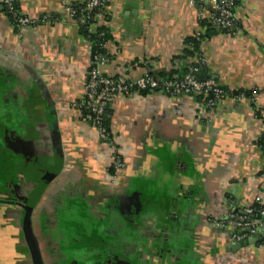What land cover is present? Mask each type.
<instances>
[{"label": "crops", "instance_id": "obj_1", "mask_svg": "<svg viewBox=\"0 0 264 264\" xmlns=\"http://www.w3.org/2000/svg\"><path fill=\"white\" fill-rule=\"evenodd\" d=\"M85 1L17 0L34 21L19 29L0 0V264H34L26 230L43 264H264V246L233 251L231 226L214 225L264 205V0L239 1L233 33L210 24L211 0L202 11L190 0L110 1L104 74L185 70L179 57L202 29L200 79L251 92L210 109L196 97L118 96V174L75 107L92 44L65 5Z\"/></svg>", "mask_w": 264, "mask_h": 264}, {"label": "built area", "instance_id": "obj_2", "mask_svg": "<svg viewBox=\"0 0 264 264\" xmlns=\"http://www.w3.org/2000/svg\"><path fill=\"white\" fill-rule=\"evenodd\" d=\"M111 0H87L83 13L88 15L76 18L77 10L74 9L73 4H66L65 10L69 17L76 23L78 27L85 26L89 23L90 17L94 11L91 30L95 31L101 22L108 20V9ZM240 0H211L212 6L208 13V20L210 24L227 33H233L237 29L236 6ZM17 0H3V4L7 16L12 21V25L19 29L31 26L34 21L30 18L24 17L16 12ZM208 0H190L191 5L198 4L200 10H206ZM92 18V17H91ZM201 18V16H200ZM107 22V21H106ZM203 36V30L200 29L195 35L196 40H200ZM95 62L104 64L107 62L106 58L102 56L94 57ZM190 60V67L185 77L175 85L171 82L160 81L156 79L151 73L147 72L143 76L131 78L128 75L108 76L104 74L99 67H94L89 70L84 88V98L77 103L80 112L86 111L82 116L83 121L87 123L92 129L96 130L98 137L103 144L108 145L112 151L109 167L115 170V173H120L126 168L125 158L116 149L112 136L107 132L103 126V118L105 113L110 108L113 101L118 96L130 97L139 94V90L151 89L156 91L154 93L162 94L168 97L187 96L196 97L203 96V106L206 109L213 108L218 101L226 98L225 92L221 86L212 79L199 80L197 77L201 73L205 59L201 56L192 58ZM93 62V63H95ZM212 96L211 98H209ZM255 96L252 101L256 100ZM263 141L262 149L264 151V132L261 137ZM118 176V175H117ZM264 181V172L260 176ZM117 185L116 176L111 180ZM259 201V200H258ZM260 216L264 219V205H260ZM255 209L248 207L243 217H235L228 214L219 221H214L215 227L222 225H229L232 228V241L239 243L251 238L259 237L264 229L263 223H254L250 221V217L254 214Z\"/></svg>", "mask_w": 264, "mask_h": 264}, {"label": "trees", "instance_id": "obj_3", "mask_svg": "<svg viewBox=\"0 0 264 264\" xmlns=\"http://www.w3.org/2000/svg\"><path fill=\"white\" fill-rule=\"evenodd\" d=\"M86 1L83 2V3L73 4L74 5V9L77 10L76 18L88 15L87 13H83L82 12V10L84 9V7L86 5ZM16 12L19 13L17 2H16ZM95 14H96V11H94L92 14H90L92 18L90 17V21H89V23L87 25L79 27L81 34L83 36H85L89 40V42L92 44V55H91L92 56V62H95L93 60L94 57H97V56H102L103 58L107 57L105 46L111 40V33H110V30L107 27L98 26V28L95 31L91 30V25L95 22V21H93V16H95ZM106 21H109V19L106 20ZM11 23H12V21H11ZM185 44H186L187 48L185 49L184 54L181 57H179V58L182 59V60H189L191 58H194L195 55L200 50L199 43L197 42V40H195L193 38H190V39H188L186 41ZM190 47L193 48L192 51H191V49H189ZM98 65H99V62L93 63L91 69L94 68V67H98ZM189 67H190V63H189V66L186 67V69L182 70V71L173 70V71L168 72V73H160V74H152V75L156 79H159L162 82L163 81L171 82L173 85H175L176 83L180 82L185 77V75L188 73ZM197 78L199 80L211 79V78L200 79L199 75H198ZM221 88L225 92L226 95H230V96H233V97H237V96H240V95L251 96V92H248V91H242L241 90V91L232 92L228 88H224V87H221ZM154 92H156V91H152L151 89L139 90V94L142 95V96L148 95V94H151V93H154ZM211 97L212 96H210L209 98H211ZM196 98L197 99H201V100L203 99V101H205V98L203 96H196ZM111 112L112 111L109 108L108 111L105 113L104 118H103V126H104V128L107 129V132L110 134V136H112ZM85 113H86V111H84V112L81 111L82 116ZM260 145H261V148H262V146H263L262 139L260 141ZM109 170H110L111 174L115 173V170L113 168H110ZM253 208L255 209V212L250 217V221L254 222V223H258V224L259 223H263V225H264V219L259 214V212L261 210V206L260 205H254ZM257 244L261 245V246H264V230L261 233V235L259 236V240H258Z\"/></svg>", "mask_w": 264, "mask_h": 264}, {"label": "water", "instance_id": "obj_4", "mask_svg": "<svg viewBox=\"0 0 264 264\" xmlns=\"http://www.w3.org/2000/svg\"><path fill=\"white\" fill-rule=\"evenodd\" d=\"M26 239L28 241L30 250L32 252L34 264H43L41 257H40V254H39L38 247L35 244L34 239L32 238V235L29 233L28 230H26ZM258 240H259V237H255V238H251V239L236 243L235 245H233L232 250L238 251L242 248L248 247L250 245H254L258 242Z\"/></svg>", "mask_w": 264, "mask_h": 264}, {"label": "rangeland", "instance_id": "obj_5", "mask_svg": "<svg viewBox=\"0 0 264 264\" xmlns=\"http://www.w3.org/2000/svg\"><path fill=\"white\" fill-rule=\"evenodd\" d=\"M116 186V185H115Z\"/></svg>", "mask_w": 264, "mask_h": 264}]
</instances>
